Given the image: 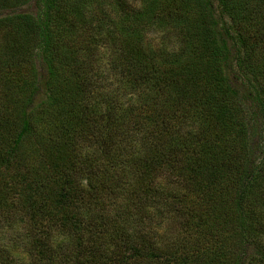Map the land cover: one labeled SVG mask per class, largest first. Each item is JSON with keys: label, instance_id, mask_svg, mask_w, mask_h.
<instances>
[{"label": "trees", "instance_id": "1", "mask_svg": "<svg viewBox=\"0 0 264 264\" xmlns=\"http://www.w3.org/2000/svg\"><path fill=\"white\" fill-rule=\"evenodd\" d=\"M132 1L0 0V264H264V0Z\"/></svg>", "mask_w": 264, "mask_h": 264}, {"label": "rangeland", "instance_id": "2", "mask_svg": "<svg viewBox=\"0 0 264 264\" xmlns=\"http://www.w3.org/2000/svg\"><path fill=\"white\" fill-rule=\"evenodd\" d=\"M136 1V0H135ZM165 1V0H162ZM167 1V0H166ZM134 2V0L132 1ZM178 2V1H177ZM136 5L139 6L140 4L136 2ZM174 9L171 7L170 13L178 15L181 19V15L184 14L181 11H177L176 13H173ZM3 12H0V16H2ZM174 15V16H175ZM167 16L166 13H161L157 16L158 20L162 19L164 20ZM194 17V13H190L189 20ZM166 29H159L157 27H152L148 31V35L146 38L145 47L149 48L150 50L153 49V51L156 53V56L161 59V57H166V54L168 52H171L174 54L178 48L182 40V34L184 33V30L181 29L180 25H176L174 28H169L164 26ZM167 52V53H166ZM42 98L39 99V101ZM179 188L176 189V191L180 194L186 193L187 189L184 188L183 184H180L178 186ZM173 226H170V228Z\"/></svg>", "mask_w": 264, "mask_h": 264}]
</instances>
